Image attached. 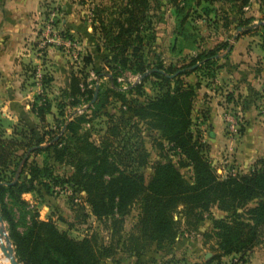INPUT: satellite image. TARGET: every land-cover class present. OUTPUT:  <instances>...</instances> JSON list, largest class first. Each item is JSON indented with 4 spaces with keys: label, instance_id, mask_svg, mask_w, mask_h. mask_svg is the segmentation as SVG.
Wrapping results in <instances>:
<instances>
[{
    "label": "trees",
    "instance_id": "trees-1",
    "mask_svg": "<svg viewBox=\"0 0 264 264\" xmlns=\"http://www.w3.org/2000/svg\"><path fill=\"white\" fill-rule=\"evenodd\" d=\"M159 1L106 0V4L100 3L93 9L97 11L94 22L101 27L93 23L92 28L101 32L107 54V72L95 71L94 75L97 80L106 78V86L98 85L97 97L91 103L96 81L87 83L86 76L70 74L68 87L61 91L63 101L55 106L58 116L63 118L59 122L58 117H53L58 139L53 141L57 134L50 135V130L37 134L35 127L22 122L12 128L9 136L0 129V213L18 264H103L107 259L116 264L113 260L117 253L135 258V264H144L139 259L145 253L177 242L180 228L174 219L176 212L183 217L182 232H191L188 228L197 230L213 208L222 212L223 217L209 218L212 228L204 238L214 239L212 249L216 253L204 263L194 264H219L222 257L233 256L237 263L244 264L263 241L264 157L257 159L247 173L230 171L223 178L219 176L208 159L206 145L191 132L198 87L181 79L195 72L214 77L216 56L229 43H218L179 67L165 66L158 56H154L153 63L147 61L145 54L154 48L157 39L152 10ZM179 1L183 7L178 0H170V5L183 16V24L189 17V0ZM193 1L200 5L220 0ZM225 1L230 4V11H225V30L232 24L230 13L235 14V28L242 29L240 34L258 36L264 48V0L259 26L253 25L254 19L245 17L242 11L249 0ZM83 62L85 66L92 63L89 57L83 58ZM127 73L139 77V82L127 83ZM150 79L157 94L146 98L143 85ZM37 99L40 103L33 104L31 113L40 124H46L51 103L43 97ZM232 99L228 94L226 101L230 103ZM112 101L118 105L117 112L103 113L105 131L95 140L91 129L85 126ZM80 107L81 114H66V109ZM144 131L156 132L158 148H168L176 154L178 164L155 161L146 178L143 169L149 164L150 154L143 142ZM32 154H46L55 164L69 167V174L53 177L50 166L28 162ZM183 167L191 170L189 180L180 171ZM49 185L70 188L71 198L83 194L85 204L74 211L75 218H81V224L89 218L105 224L110 232L108 243L102 242L94 231L74 239L60 231L52 220H41L36 205L23 196L38 193L39 188L49 191ZM135 205L136 221L124 234L126 218ZM160 264L179 263L171 258Z\"/></svg>",
    "mask_w": 264,
    "mask_h": 264
},
{
    "label": "rangeland",
    "instance_id": "rangeland-1",
    "mask_svg": "<svg viewBox=\"0 0 264 264\" xmlns=\"http://www.w3.org/2000/svg\"><path fill=\"white\" fill-rule=\"evenodd\" d=\"M100 3L106 4V0H92V2L91 0H75V2H72V4L75 5V9L74 7L73 9L75 10L74 12H76V21L79 25H62L61 21L65 18L64 8L58 5L57 2L53 1L45 4L44 22L52 11L56 12L54 31L47 33V38H44L46 25H41V30L39 32L40 41L36 44V46H34V49L36 53L40 55L42 67L37 68L27 66L28 78L25 80V84L27 85V88H33V94L30 95L27 103L29 105H32L33 103L39 104L40 102L37 97L47 99L53 106L52 111L54 116L58 117L59 122H61L63 118L58 116L55 106L57 102L63 101L60 93L61 87L67 85L65 80H68L70 72L81 75L82 77L86 76L87 83L96 81V85L101 84L106 86V78L97 80L94 75L95 71H99L101 73L107 72V68L104 63V58L107 54L103 47L101 32H99L98 28L97 30L92 28L93 23L94 26L101 27L94 22L95 13H97V11H93V9L98 7V4ZM178 3L180 8L183 7L181 1L178 0ZM225 3L227 4L225 0H220L214 2L213 4L201 2L200 5H196L195 1L191 2V0H189L187 9L185 7L188 11L189 17L183 24H181L180 21L183 16L175 13L174 8L170 5V0H160L158 5L154 6L152 10V21L157 39L154 48L145 54L147 61L152 62L154 60V56H158L165 66L173 65L175 67H179L187 65L192 57L196 56L198 53L216 47L218 43H231L233 47L236 42V39L233 40V37L238 36L239 33H237L236 30L231 31L230 34L225 32ZM247 13L249 12H246V16ZM85 21H90L92 24L87 26V32L89 33L88 36L83 35L80 31V28H84V26H86L80 25ZM179 25L184 26L179 27ZM74 27H76V29ZM251 38H255V40L259 39L258 36ZM255 40H251V42H249L248 48L251 52L254 51L253 47L255 48L257 46ZM67 42L74 44V47L65 45ZM257 48L259 47L257 46ZM224 52L225 51H221L218 55L221 56ZM227 55L228 53L223 57L217 58V65L214 68L215 70L212 71V73L215 72L214 77H212V74V76H207L205 73L201 74L195 72L186 77H181L182 82L198 87V90L201 91L198 95L199 97H203L202 93H204L205 89H213V85H215L214 80L220 68L218 64L224 63ZM55 57H57L56 62H58V64L55 62ZM86 57H89L92 61L89 66L84 65L83 58ZM51 62H53V64H50ZM59 68L62 70H59ZM218 79L221 80V84L218 89L225 93L222 94L221 99L222 102L226 104V97L229 91L223 78L219 76ZM124 80L127 83L138 82V80L135 81L133 76L129 73L125 74ZM152 81L153 79H150V81L143 85L146 98H152L157 94V88L152 84ZM236 95L237 94H235L232 99L233 101L230 102L232 104H230L231 106L227 107L225 105V112L230 114L232 118L236 119L241 125V116L237 114V107L234 105L237 103L241 104V100H236L238 99L236 98ZM204 96H206V94H204ZM207 97L208 96H206V98ZM249 98L251 99L250 101L254 103L255 116H257L259 122L264 125V91L257 93L251 91ZM196 100L197 94L193 105L192 125L196 120V118L194 119V112L198 106ZM84 107L86 108V106ZM84 107L83 109H85ZM117 107L118 105L113 102L107 106L106 109L103 110L89 126H85L86 129H91L90 131L92 132L93 139L97 140L105 131L106 119L102 116L103 113H116ZM78 109L81 110L82 108L80 107ZM74 111L77 110H70L68 108L66 109V114H71ZM26 124L29 127H35L37 134L46 133L50 130V135L54 136L58 132L57 128H55L56 123L50 116L46 117V124H40L37 120H28V123ZM17 125L20 126L21 124ZM9 130V133L4 130L6 136L11 135L12 129ZM225 130L226 133L229 132L227 128ZM227 134L237 136L236 134L238 133L234 134L229 132ZM50 135L48 134V137ZM58 136L59 135L57 134L53 140L58 139ZM142 136L144 139V145L150 154L149 164L143 169L146 178L150 175L151 165L155 161L170 160L174 164H178L179 159L176 154H173V152L169 151L168 148H158L156 145L158 134L156 132L144 131ZM50 143H53V141ZM28 162L36 163L39 167L50 166L51 171L53 172V177L63 178L70 172L69 167H63L55 164L52 159L47 157L46 154H32ZM21 163L24 164L25 161L22 160ZM212 167L215 172L223 178L226 175L223 171H229L232 169V164H227V166H225L224 163L221 164L217 162L214 164L212 163ZM180 171L184 174L186 179H190V168L183 167ZM233 171L237 170L233 169ZM237 173L239 172L237 171ZM67 191L66 186L53 187L52 185H49V191L39 188L38 193L24 195L23 199L29 201L32 205H36V209L41 220H52L60 231L67 232L70 237L79 240L89 232L94 231L97 232L102 242L108 243L110 232L105 224H99L93 218H89L85 224H81V218H75L74 211L79 207H84L85 203L82 202L83 194H78L71 198L72 196L69 195ZM85 211L88 212V210ZM210 213L211 214H206L205 220L199 224L197 230L188 228V231L191 232H182L183 217L181 213L176 212L174 214V219L180 228L179 241L171 246H165L161 250L149 251L141 256L139 260L144 264H160L161 262L171 258L178 261L179 264L204 263V261L210 259L213 254L216 253L214 249H212L214 247V239L204 238L205 235H210L209 233L212 228L209 218L211 216H214L215 218L223 217V213L215 208L211 209ZM137 214L138 209L135 205L126 218L124 224V234H127L131 230L136 221ZM15 217H18L17 211H15ZM201 243L205 246H201ZM206 254H209L207 259L205 258ZM235 259L236 257L234 256L222 257L219 264H234ZM113 261H115L116 264H135L136 259L125 256L122 253H117ZM112 263L111 259H107L103 262V264ZM213 264L217 263L215 262Z\"/></svg>",
    "mask_w": 264,
    "mask_h": 264
},
{
    "label": "crops",
    "instance_id": "crops-1",
    "mask_svg": "<svg viewBox=\"0 0 264 264\" xmlns=\"http://www.w3.org/2000/svg\"><path fill=\"white\" fill-rule=\"evenodd\" d=\"M52 1L57 2L65 10L62 25H79L74 12L75 5L72 4L75 0H2L0 6V129L6 132L20 122L28 123V120H37L31 113L35 103L32 105L27 103L30 95L33 94V88H27L25 80L28 78L27 66L42 67L40 55L36 53L34 46L40 41L39 32L41 25L44 24L45 4ZM229 9L230 4L227 3L225 11H230ZM242 11L245 17L254 19L253 25L262 24L260 20L263 16L262 0H249ZM246 12H249L247 16ZM236 18L235 14L230 13L232 24L225 32L230 34L231 31L236 30L239 35L236 36L233 47L231 44L226 61L218 64L220 68L216 74L213 89H205L202 93L203 97H199L198 94L201 91L197 90L198 106L195 114L193 113L196 120L191 126L195 139L206 145L211 165L217 162L224 163L225 166L232 164V169L223 173L230 171L247 173L257 159L264 157V125L255 116L254 103L249 98L251 91L256 93L264 91V48L260 39L255 40L251 38L254 36L240 34L242 29L235 28ZM80 25H86L80 28V31L88 36L87 26L92 25L90 21ZM251 40H255L259 47H253V52L248 48ZM56 59L57 57L55 62ZM59 70L62 69L59 68ZM71 73L68 75V80H65L67 85L61 87V91L68 87ZM217 76L223 78L228 94H232L233 98L237 94L236 100H241V104H234L237 107V114L241 116V130L237 132V136L226 133L223 114L226 111L225 105L229 107L232 104L222 102L221 97L225 93L218 89L221 80ZM204 94L208 97L206 98ZM52 110L51 105V114L47 116L53 119L55 116ZM201 246L205 245L201 243ZM244 264H264V241L253 249Z\"/></svg>",
    "mask_w": 264,
    "mask_h": 264
},
{
    "label": "water",
    "instance_id": "water-1",
    "mask_svg": "<svg viewBox=\"0 0 264 264\" xmlns=\"http://www.w3.org/2000/svg\"><path fill=\"white\" fill-rule=\"evenodd\" d=\"M239 30L240 29H238V31ZM235 39H236V36L233 37V40H235ZM230 49H231V43L229 44V46L227 47V49L225 50V52L223 53V55H221V56L218 55V56H216V58L225 56L230 51ZM156 72H158L160 74H163L164 73L163 71H156ZM144 76L145 75H143L142 77H140V79H142ZM97 93H98V84L95 86L94 95H93V99H92L91 103H94L95 102V99L97 97ZM54 140H56V139H54ZM28 154L29 153H27L25 155L23 161H26ZM22 166H23V164L21 163L19 165V168H18V171H17V174H16V177H15V180L14 181L17 180V178L19 176V172H20ZM0 225L2 226L1 229H0V233L5 236V239H4L5 244L0 246V250L3 253L4 257L9 260L10 264H18V262H17V260L15 258L14 248H13V245H12L10 239H9V236H8V233H7V229L5 228V223L3 221V218L1 216V213H0ZM208 257H209V254H206V257L205 258L207 259Z\"/></svg>",
    "mask_w": 264,
    "mask_h": 264
},
{
    "label": "built area",
    "instance_id": "built-area-1",
    "mask_svg": "<svg viewBox=\"0 0 264 264\" xmlns=\"http://www.w3.org/2000/svg\"><path fill=\"white\" fill-rule=\"evenodd\" d=\"M55 18H56V12L52 11L48 15L47 19L45 20V22L43 24V25H46L44 38H47V33H51V32L54 31ZM50 41H52V40H50ZM65 45H69L70 47H74V44H72L71 42H67ZM133 79L135 81L138 80V82H139V77H137V76L134 77L133 76ZM119 81H122V79H119ZM82 111H83L82 109L81 110L78 109L77 110V113L78 114H81ZM223 119H224L226 128L228 129V131L230 133L236 134L239 131V127H240L239 125L240 124L238 123V121L236 119L232 118V116L230 114H228V113L225 112V114H223ZM232 174H235V173L232 172ZM66 189L68 190L67 193L72 196L71 189L70 188H66ZM234 264H239V263H237V260L236 259L234 260Z\"/></svg>",
    "mask_w": 264,
    "mask_h": 264
},
{
    "label": "bare ground",
    "instance_id": "bare-ground-1",
    "mask_svg": "<svg viewBox=\"0 0 264 264\" xmlns=\"http://www.w3.org/2000/svg\"><path fill=\"white\" fill-rule=\"evenodd\" d=\"M1 227L2 226L0 225V229ZM4 239H5V236L0 233V246L5 244ZM0 264H10L9 260L4 257L1 250H0Z\"/></svg>",
    "mask_w": 264,
    "mask_h": 264
}]
</instances>
